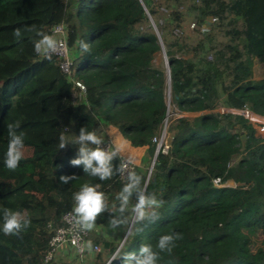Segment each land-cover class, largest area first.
<instances>
[{
	"label": "trees",
	"instance_id": "16d2710c",
	"mask_svg": "<svg viewBox=\"0 0 264 264\" xmlns=\"http://www.w3.org/2000/svg\"><path fill=\"white\" fill-rule=\"evenodd\" d=\"M58 23L67 26L75 51L74 80L58 57L34 51L35 33L28 31L35 26L50 34ZM79 40L89 51L79 49ZM159 52L166 54L170 83L153 64ZM256 61L264 64V0H0V264H43L72 194L85 182L105 194L96 225L118 213L127 181L120 174L91 177L71 164L78 145L59 148L62 132L75 139L86 126L104 141L114 126L133 147H145L134 171L163 200L159 219L133 222L132 235L91 232L103 250L92 264H122L125 253L138 255L141 244L154 246L176 232L183 238L158 264H264V140L243 113L220 111L264 116ZM172 111L193 115L170 116L169 148L157 151L154 138ZM8 123L24 133L15 171L4 164ZM119 164L117 157L113 165ZM61 175L77 179L63 184ZM4 208L21 211L30 225L5 235ZM117 249L121 256L112 260Z\"/></svg>",
	"mask_w": 264,
	"mask_h": 264
},
{
	"label": "clouds",
	"instance_id": "9594fccd",
	"mask_svg": "<svg viewBox=\"0 0 264 264\" xmlns=\"http://www.w3.org/2000/svg\"><path fill=\"white\" fill-rule=\"evenodd\" d=\"M35 33L33 38L34 51L51 58L53 53H57L64 47L63 41L55 38L43 29H37L35 26L28 29ZM59 31V29H57ZM13 35L17 40L23 36L21 29L14 30ZM77 46L82 52L89 51V44L84 40L77 41ZM19 125L15 123L7 124L8 145L4 157V164L7 169L15 171L23 159L24 133L18 131ZM59 148L64 149L69 144L78 145L76 158L71 160L74 166H83L85 174L91 177H97L100 181L112 179L114 175L120 174L125 176L124 183L117 200L119 202L118 212L123 214L129 210V201L135 193V203L131 205L130 212L132 219L136 224L145 220L155 222L159 219L158 209L163 205V200L158 199L155 193H149L146 188L142 187V177L134 170L129 168V162L126 161L118 140H114L108 147H104V140L97 135L96 131L82 127L75 139H69L62 132L58 138ZM121 158L118 167L113 165V160ZM61 183L67 184L71 180H76L75 175H61ZM73 206L70 212L73 227L80 232H89L94 230L98 216L106 210L105 194L99 190V185L91 182L83 183L78 191L72 194ZM3 224L2 231L5 235H18L23 229H26L31 221L25 218L21 211L9 208L2 209ZM127 218L110 219L108 227L112 232L118 231V226L126 224ZM132 235V230L127 229L125 236ZM182 234L179 232L168 233L159 236L155 245L141 244L138 255L136 251L127 252L123 255L122 264H158L161 253L171 254L175 247V242L181 240ZM86 247L91 250L93 245L88 241ZM120 249H117L112 256V260L120 257Z\"/></svg>",
	"mask_w": 264,
	"mask_h": 264
},
{
	"label": "built area",
	"instance_id": "2783aa9c",
	"mask_svg": "<svg viewBox=\"0 0 264 264\" xmlns=\"http://www.w3.org/2000/svg\"><path fill=\"white\" fill-rule=\"evenodd\" d=\"M59 29V31H57ZM203 30H208V26L205 25ZM50 34L54 35L56 39L63 41L64 47L60 49L57 53H53L51 56H56L60 60V67L62 71L68 75V77L72 80L73 78V66H74V50L68 44V29L64 23L55 24L50 31ZM42 57H45L41 55ZM75 86L78 88L80 95L85 93L86 87L80 80H75ZM252 112V111H250ZM181 112L172 111L165 118L163 132L160 138H154L155 141L158 142V148H162L164 152H166L169 148L171 135L168 132L169 126V117L172 115H179ZM256 116L246 115L254 124L256 129V134L260 136L264 140V116L256 114L252 112ZM112 142L110 140H106L104 142V147H108ZM121 162V158L118 156ZM123 158L129 162V168L132 170L135 169L136 164L132 162L128 157L123 156ZM121 180H126L125 176L120 175ZM220 178L216 179L215 182H219ZM229 182L227 185H230ZM70 211H67L62 220L64 222L63 226L56 228L49 239V248L45 257L43 259V264H63V261L68 259L67 253H70V261L77 262V260L84 259L86 255L93 253L102 252V246L99 244H93L91 250L86 247L88 241H91L90 233L98 232L104 233V230L108 227L107 223L96 225L94 230L89 232H80L76 228L73 227L71 222L72 218L70 216ZM133 220V219H132ZM132 222V221H131ZM130 227V225H129ZM48 228L52 229V224H48ZM67 256V257H66Z\"/></svg>",
	"mask_w": 264,
	"mask_h": 264
},
{
	"label": "rangeland",
	"instance_id": "374dc122",
	"mask_svg": "<svg viewBox=\"0 0 264 264\" xmlns=\"http://www.w3.org/2000/svg\"><path fill=\"white\" fill-rule=\"evenodd\" d=\"M153 64L155 67L160 68L162 70H164L167 73V69H168V63H167V58L164 55V52H159L154 60H153ZM76 67L77 65L75 64L73 66V76H75L76 74ZM255 78L256 79H260L264 76V64L260 63L259 61H256L255 63ZM220 111H235L238 113H244V110H235V109H227V108H221ZM182 113V114H181ZM181 115H193V113H186V112H181ZM250 114L252 115V112H250ZM179 115V116H181ZM135 203V200H134ZM131 221H132V216L130 214V219L128 220V222L124 225V226H118V231L115 235V238H120L128 229L129 225H131ZM109 227H107L104 231V233H108L109 232ZM96 253L93 254H88L86 255V257L84 259H80L77 260V262H73L70 261V253H67L68 259H66V261L62 260L63 264H92V262L94 261L95 257H96ZM66 256V257H67Z\"/></svg>",
	"mask_w": 264,
	"mask_h": 264
},
{
	"label": "crops",
	"instance_id": "0c3cea01",
	"mask_svg": "<svg viewBox=\"0 0 264 264\" xmlns=\"http://www.w3.org/2000/svg\"><path fill=\"white\" fill-rule=\"evenodd\" d=\"M107 138L111 142H113L114 140H118L121 148L123 149L122 156L128 157L136 165L141 164V160H142V157L146 149L145 147H133L130 144V142L123 137L122 133L114 126H110L107 129ZM134 200H135V197L133 196V198L129 201V210L125 211L123 214L118 212L115 215V218L117 219L127 218V221H128L130 219V214H131L130 208H131V205L134 204ZM107 224H109V222H107ZM124 225H120V226H124Z\"/></svg>",
	"mask_w": 264,
	"mask_h": 264
},
{
	"label": "water",
	"instance_id": "95a60500",
	"mask_svg": "<svg viewBox=\"0 0 264 264\" xmlns=\"http://www.w3.org/2000/svg\"><path fill=\"white\" fill-rule=\"evenodd\" d=\"M164 55L166 56L165 52H164ZM166 58H167V57H166ZM167 63H168V61H167ZM167 78H168L169 83H170V68H169V64H168V69H167ZM158 149H159V148H157V151H158ZM155 158H156V156L154 157V160H155ZM154 160H153V161H154ZM133 222H134V220H132V222H131V225H130V227H129L130 229H131V227H132V225H133ZM126 237H127V236H126ZM126 237H125V238H126ZM125 238H124V240H125ZM124 240H123V242H124ZM123 242H122V243H123ZM121 245H122V244H121Z\"/></svg>",
	"mask_w": 264,
	"mask_h": 264
},
{
	"label": "bare ground",
	"instance_id": "6f19581e",
	"mask_svg": "<svg viewBox=\"0 0 264 264\" xmlns=\"http://www.w3.org/2000/svg\"><path fill=\"white\" fill-rule=\"evenodd\" d=\"M245 112H246L247 115H251L249 110H245ZM251 116H255V115L252 113Z\"/></svg>",
	"mask_w": 264,
	"mask_h": 264
}]
</instances>
